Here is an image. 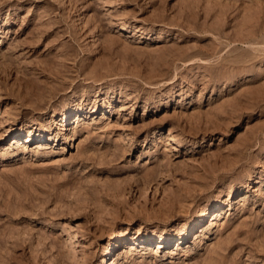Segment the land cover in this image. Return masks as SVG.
I'll return each mask as SVG.
<instances>
[{
    "label": "rangeland",
    "instance_id": "374dc122",
    "mask_svg": "<svg viewBox=\"0 0 264 264\" xmlns=\"http://www.w3.org/2000/svg\"><path fill=\"white\" fill-rule=\"evenodd\" d=\"M0 264H264V0H0Z\"/></svg>",
    "mask_w": 264,
    "mask_h": 264
}]
</instances>
